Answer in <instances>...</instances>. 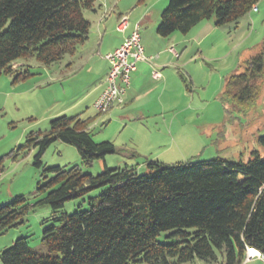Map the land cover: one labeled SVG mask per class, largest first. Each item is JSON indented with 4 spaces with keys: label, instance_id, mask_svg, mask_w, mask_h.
<instances>
[{
    "label": "trees",
    "instance_id": "obj_1",
    "mask_svg": "<svg viewBox=\"0 0 264 264\" xmlns=\"http://www.w3.org/2000/svg\"><path fill=\"white\" fill-rule=\"evenodd\" d=\"M259 1L169 0L160 11L156 33L186 36L211 19L217 27L237 26ZM94 3L0 0V74L11 73L10 66L21 57L33 54L49 66L72 52L88 38L90 22L83 14ZM263 52L264 36L255 53L243 60L244 70L225 80L219 98L223 106L243 115L255 106L264 80ZM27 75V70L16 73L13 81ZM91 120L78 115L54 118L45 133H29L24 145L11 153L15 159L32 150L33 166L40 168L46 148L61 141L77 149L80 165L43 169L42 176L52 177L37 188L35 202L17 197L0 206V233L22 223L35 206L48 205L54 221L42 234L46 254L33 252L27 237H21L0 253L2 264H213L218 252L222 264H242L247 248L264 254V156L252 151L245 162L220 157L173 164L146 160L143 174L126 164L87 174L81 166L120 152L110 141L93 140ZM257 139L264 147V136ZM81 197L88 198V209L58 213L66 202ZM162 232H169L172 240L159 242Z\"/></svg>",
    "mask_w": 264,
    "mask_h": 264
},
{
    "label": "rangeland",
    "instance_id": "obj_2",
    "mask_svg": "<svg viewBox=\"0 0 264 264\" xmlns=\"http://www.w3.org/2000/svg\"><path fill=\"white\" fill-rule=\"evenodd\" d=\"M168 1L95 0L94 9L85 10L83 14L91 24L92 45L97 39L96 22L108 8L114 5L117 9L124 8L123 12L129 17H138L150 10L153 18V15L161 13ZM99 4L101 8H98ZM257 7V12H250L241 18L237 26L227 23L216 28L215 32L207 35L201 46L196 42L186 44V51H182L181 59L176 63L178 88L177 85L174 88L172 111L167 112L165 123L159 126L150 124L145 127V123L123 122L118 117L107 116V113L98 114L91 98L82 99L91 79L84 69L81 70L79 64L82 61H78L88 45L85 42L76 44L72 52H65L61 59L48 67L42 66L33 54L12 63L11 73L0 74V158H3L0 206L13 202L17 197L35 202L37 188L52 177L51 173L42 176L43 169H68L80 165L77 149L61 141H55L46 148L40 168L33 166L32 150L11 158V153L24 145L29 133H45L50 121L62 115L91 117L89 129L93 140L96 143L110 141L120 150L119 153L106 155L104 160L94 161L91 166H81V171L87 174H99L105 166L123 168L125 164H134L135 172L143 174L147 172L146 165H143L145 159L173 164L214 157L245 162L252 151L264 156V147L257 139L264 136V80L255 106L245 115L232 106H223L219 99L225 80L231 74H240L244 70L243 60L255 53L263 39L264 0H260ZM93 10L97 12L96 15ZM176 34L182 36L179 32ZM25 70L28 75L14 82V75ZM176 70L181 73L178 75ZM169 122L172 123L170 134ZM142 145H146L147 149L144 154L135 150L136 146ZM131 150L136 151L138 156L130 158ZM155 153H161V156L155 158ZM86 209L88 198L81 197L66 202L58 213L71 214ZM51 212L48 205L31 208L22 223L0 233V253L10 247L14 240L27 237L33 252L46 254L47 249L41 239L44 228L54 222L50 219ZM158 235L159 242L172 240L169 232ZM222 262V254L218 252V259L213 264ZM257 263L260 264H252ZM187 264L206 263L196 260Z\"/></svg>",
    "mask_w": 264,
    "mask_h": 264
},
{
    "label": "crops",
    "instance_id": "obj_3",
    "mask_svg": "<svg viewBox=\"0 0 264 264\" xmlns=\"http://www.w3.org/2000/svg\"><path fill=\"white\" fill-rule=\"evenodd\" d=\"M101 7L99 4L98 8ZM123 11L125 12L124 8L117 9L116 5L113 8H108L107 12L103 11L96 22L98 33L94 46L92 45L94 38L91 37L92 35L90 36V31L88 38L84 40V44L88 45L84 47L78 61H82L79 66L81 70L84 69L87 76L91 79L86 86V94L82 99L91 98L92 103L95 101L100 94L99 92L103 90V79L108 71V63L103 56L120 46L124 38L135 27H138L139 39L147 60L136 64V70L131 74V78H129L130 84L125 91L124 103L111 108L106 113L107 116L118 117L123 122L128 121L140 125L145 123V127L150 124L153 126L163 125L167 112L172 111L171 106L175 95L174 88L176 85L178 88L175 68L177 67L176 63L181 59L182 51H186V44L188 42H196L198 46H201L207 35L215 32L218 27L211 20L202 21L194 26L186 36H180L175 32L168 37H159L156 33V27L160 20V14L157 16L153 15L152 18V13L148 10L138 17H129ZM93 12L95 15L97 14L95 10ZM122 15H127L129 18V26L124 33L118 32L115 27L119 16ZM131 15L133 16L134 13L132 12ZM84 17L86 18L85 15ZM86 19L89 21L88 18ZM181 46H183L184 50L181 49L180 51L179 48ZM176 71L178 75L181 73L179 70ZM76 115L81 119H85L81 117V114L72 116ZM168 124V134H170L172 123L169 122ZM159 128L153 127V129ZM145 146H136L135 150L140 154H144L147 151ZM136 151L131 150V153H136ZM160 156L161 153H155V158H159ZM148 159H151V157H148ZM126 165L134 166V164ZM134 167L136 168V166ZM254 262L264 264L260 259H252L248 262L244 261L242 264H252Z\"/></svg>",
    "mask_w": 264,
    "mask_h": 264
},
{
    "label": "built area",
    "instance_id": "obj_4",
    "mask_svg": "<svg viewBox=\"0 0 264 264\" xmlns=\"http://www.w3.org/2000/svg\"><path fill=\"white\" fill-rule=\"evenodd\" d=\"M252 12H257V6L251 7ZM129 26L127 15L119 16L116 24V30L124 33ZM139 28L135 27L128 36H126L120 46L112 52L103 56L108 63V71L104 77L103 90L99 92L93 108L98 114H104L114 106L122 105L124 102L125 91L129 87L131 74L136 70L138 62L146 61L143 46L140 41ZM156 75V73H154ZM157 76V75H156ZM245 262L252 259H260L264 263V254L254 249L247 248Z\"/></svg>",
    "mask_w": 264,
    "mask_h": 264
},
{
    "label": "bare ground",
    "instance_id": "obj_5",
    "mask_svg": "<svg viewBox=\"0 0 264 264\" xmlns=\"http://www.w3.org/2000/svg\"><path fill=\"white\" fill-rule=\"evenodd\" d=\"M254 253H256V250H254Z\"/></svg>",
    "mask_w": 264,
    "mask_h": 264
},
{
    "label": "water",
    "instance_id": "obj_6",
    "mask_svg": "<svg viewBox=\"0 0 264 264\" xmlns=\"http://www.w3.org/2000/svg\"><path fill=\"white\" fill-rule=\"evenodd\" d=\"M263 57H264V52H263Z\"/></svg>",
    "mask_w": 264,
    "mask_h": 264
}]
</instances>
